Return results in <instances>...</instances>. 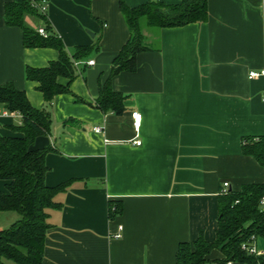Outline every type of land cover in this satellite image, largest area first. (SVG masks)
Masks as SVG:
<instances>
[{"label":"crops","instance_id":"crops-1","mask_svg":"<svg viewBox=\"0 0 264 264\" xmlns=\"http://www.w3.org/2000/svg\"><path fill=\"white\" fill-rule=\"evenodd\" d=\"M12 1L0 0V84L12 83L33 108L47 109L24 69L45 68L58 53L23 47L21 30L5 24ZM32 1L45 2L46 18L69 54L91 48L75 61L71 94L52 101L50 135L32 146L54 148L44 159L47 187L72 182L49 211L43 263L176 264L180 243L200 234L214 241L223 183L232 192L264 183V168L241 152L244 139L264 137V77L248 78L264 70V0H207L205 22L144 32L152 50L138 54L135 72L110 80L112 91L125 97L120 114L95 107L130 35L120 1L135 8L180 0ZM24 21L32 29L40 25L30 16ZM90 60L94 65L87 67ZM133 112L142 116L137 131ZM19 124V116L0 105V136L21 137L10 129ZM5 186L0 180V192ZM110 202L121 206L113 219ZM14 219L1 215L9 226ZM208 259L224 264L217 251Z\"/></svg>","mask_w":264,"mask_h":264},{"label":"trees","instance_id":"trees-1","mask_svg":"<svg viewBox=\"0 0 264 264\" xmlns=\"http://www.w3.org/2000/svg\"><path fill=\"white\" fill-rule=\"evenodd\" d=\"M119 9L129 28V39L114 58L109 77L100 86L95 103V107L102 112L115 114L123 111L125 97L112 91L110 80L120 73L135 72L138 54L152 50L144 32L156 35L160 29L201 23L208 17L207 0H180L172 5L149 1L135 8L120 1ZM4 14L6 26L21 30L23 47L52 48L58 53V60L50 62L45 68L24 69L25 79L37 84L36 90L42 94L47 109L33 108L25 92L16 89L12 83L0 84V105L20 118V124L10 129L22 135L0 136V180L6 182L5 192H0V264H44L45 239L51 227L48 223L49 211L58 208L55 196L66 191L72 182L47 187L44 178L48 168L44 159L54 148L49 146L35 150L32 146L37 137L50 135L52 101L57 95L71 94L69 83L77 76L75 61L86 58L91 48L75 47L69 54L50 26L46 11L41 12L35 1L13 0L5 5ZM25 16L38 20L45 36L28 27ZM153 49L158 50V46ZM61 78L68 81L66 86L59 83ZM75 102L83 101L75 97ZM72 123L75 121L65 122ZM241 152L253 157L264 168V137L244 139ZM263 195L264 183L247 184L238 192L228 190L226 194H221L214 241L207 242L200 234L193 243H180L176 264H209L208 257L214 251L222 256L218 263L264 264V257L248 255L241 249L252 236L264 239V213L259 206ZM3 213L17 216L6 229L1 228ZM108 213L110 219L118 216L121 213L120 204L110 202Z\"/></svg>","mask_w":264,"mask_h":264},{"label":"built area","instance_id":"built-area-1","mask_svg":"<svg viewBox=\"0 0 264 264\" xmlns=\"http://www.w3.org/2000/svg\"><path fill=\"white\" fill-rule=\"evenodd\" d=\"M36 6L41 12H45L46 11V4H45L44 1H37L36 2ZM37 32L40 35L45 36V31H44V28L42 26H39L37 28ZM93 65H94V61H91V60L86 63L87 67H91ZM258 77H264V70H262V71H251L249 73V75H248L249 79H255V78H258ZM131 117H132V120H133L134 129H135V131H137L138 128H139L142 116L138 112H133L131 114ZM93 130H94V132H97V133H101L102 132V129L100 127H96ZM134 144L136 146H140L141 145L140 141H138V140L135 141ZM228 188H229L228 183H226V182L223 183L222 194H226L228 192ZM259 206H260V211L262 213H264V195L260 199ZM118 230L120 231L121 227H119ZM113 237L114 238H119L120 237V233L118 232V233L114 234ZM257 241H258V239L255 238L254 236H252L250 238L249 243L243 244L241 249L244 252H246L248 255H253V256H256V257H264V252L259 251V249L257 247ZM224 264H232V262L228 261V262H226Z\"/></svg>","mask_w":264,"mask_h":264},{"label":"rangeland","instance_id":"rangeland-1","mask_svg":"<svg viewBox=\"0 0 264 264\" xmlns=\"http://www.w3.org/2000/svg\"><path fill=\"white\" fill-rule=\"evenodd\" d=\"M145 32H146V31H145ZM9 215H12V216H14L15 218H17L16 214L9 213ZM14 220H15V219H14ZM1 227H2L3 229H6V228L9 227V225L6 224L5 222H1ZM263 240H264V239H258V249H259V251H261V252H264V241H263Z\"/></svg>","mask_w":264,"mask_h":264}]
</instances>
